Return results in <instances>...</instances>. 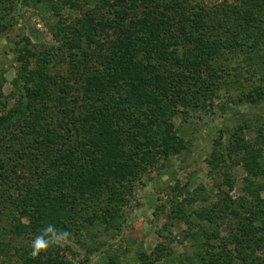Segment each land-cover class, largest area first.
<instances>
[{
  "label": "trees",
  "instance_id": "1",
  "mask_svg": "<svg viewBox=\"0 0 264 264\" xmlns=\"http://www.w3.org/2000/svg\"><path fill=\"white\" fill-rule=\"evenodd\" d=\"M205 1L22 0L43 15L58 46L19 43L15 95H0V255L72 264L11 242L35 241L49 225L66 238L95 225L118 228L142 175L188 150L173 122L181 108L205 109L221 91L264 104V0ZM16 4L0 0V12L14 13ZM68 9L81 14L68 27L45 17ZM223 134L208 160L223 175L222 194L211 207L206 195L178 205L172 221L189 226V264H264V130L254 141L236 129ZM231 160L247 175L237 199ZM196 203L204 206L190 212ZM228 219L225 242L214 228ZM169 253L161 244L154 261L142 253L139 260L155 264ZM121 259L109 255L107 264Z\"/></svg>",
  "mask_w": 264,
  "mask_h": 264
},
{
  "label": "rangeland",
  "instance_id": "2",
  "mask_svg": "<svg viewBox=\"0 0 264 264\" xmlns=\"http://www.w3.org/2000/svg\"><path fill=\"white\" fill-rule=\"evenodd\" d=\"M221 2L222 0H206L205 5L217 6ZM16 3L14 13L10 10L0 12V95L4 99L15 95L13 83L20 69L17 51L19 43L24 45L25 40H28L30 47H36V51L58 46L43 15L32 7L24 6L22 0H16ZM80 16L77 11L68 9L62 12L61 17L49 14L45 17L50 22L61 18L64 27H68ZM244 75L248 76L246 72ZM256 78L259 79L258 76ZM250 83L244 82L245 93L248 92L247 85ZM235 97V92L227 94L226 91H221L205 109H180L173 122L178 135L188 145V150L161 161L157 167L142 175L129 196V205L122 212L118 228L106 231L104 227L95 225L78 236H56L54 240L50 238L46 253L57 254L59 258L72 264H107L108 256L118 253L123 254L121 264H141V253L152 255L154 261L156 255L153 254L162 244L170 252V256L155 264H179L180 260L189 264L188 259L195 246L185 238L189 226L172 221L177 206L186 204V201L197 195L209 197L206 207H211L219 199L222 192L218 187L224 182L223 175L211 173L208 160L213 152L214 142L225 137L223 133L236 129L248 141H254L257 134L264 130V104L247 105L239 103L238 99L234 101ZM10 100L14 106L15 100ZM262 153L264 154V150ZM229 164L233 169L229 172L234 176V189L230 196L237 199L244 195L247 175L236 160L229 161ZM223 188L227 190V187ZM262 197L264 198V193ZM203 206L201 203L193 204L189 211H199ZM232 227L233 221L228 219L220 228L214 229L219 238L226 242L232 239ZM0 241L2 242L1 237ZM33 242L27 238H19L11 243L13 248L19 249L32 246ZM0 264L23 262L15 250H8L0 255Z\"/></svg>",
  "mask_w": 264,
  "mask_h": 264
},
{
  "label": "clouds",
  "instance_id": "3",
  "mask_svg": "<svg viewBox=\"0 0 264 264\" xmlns=\"http://www.w3.org/2000/svg\"><path fill=\"white\" fill-rule=\"evenodd\" d=\"M42 236H37L35 241L32 244V256H38L42 253H45L48 250L50 240L45 239L44 237L48 234H51V239H56V230L53 226L49 225L47 228L43 229Z\"/></svg>",
  "mask_w": 264,
  "mask_h": 264
}]
</instances>
